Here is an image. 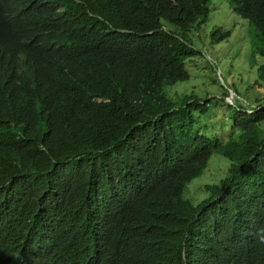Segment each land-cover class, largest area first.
Returning <instances> with one entry per match:
<instances>
[{
  "label": "trees",
  "instance_id": "1",
  "mask_svg": "<svg viewBox=\"0 0 264 264\" xmlns=\"http://www.w3.org/2000/svg\"><path fill=\"white\" fill-rule=\"evenodd\" d=\"M209 1L22 0L25 25L47 8L43 33L61 48L49 53L57 82L45 86L30 63L31 36L14 42L25 77L0 100V236L17 233L23 248L40 237L44 257H59L56 234L27 217L65 165L74 191L87 187L86 173L135 179L114 195L123 213L99 214L70 264H180L185 251L200 261L264 264V100L228 104V132L209 136L197 115L221 98L166 91L191 76L187 60L201 51L190 33L207 22ZM231 2L255 27L254 52L264 57V0ZM230 34L211 33L214 42ZM215 153L231 161L229 174L214 186L216 201L195 207L185 187ZM244 211L263 225L249 238L233 223ZM68 225L64 235L74 230Z\"/></svg>",
  "mask_w": 264,
  "mask_h": 264
},
{
  "label": "clouds",
  "instance_id": "2",
  "mask_svg": "<svg viewBox=\"0 0 264 264\" xmlns=\"http://www.w3.org/2000/svg\"><path fill=\"white\" fill-rule=\"evenodd\" d=\"M21 5L22 0H0V100L5 98L16 84L21 82L22 85L24 84V67L19 61L20 54L14 49V42L19 37L31 36L28 41L32 55L30 63L38 75H43L46 78L43 82L44 85L52 86L57 82L56 71L49 53L61 48V45L43 33L45 27L43 21L47 20L48 10L41 7L40 18L25 25V16L21 11ZM200 28L201 26L196 29ZM16 70L18 72H15ZM86 175L87 187L84 190L74 191L69 186L67 167L65 165L60 167L58 181L51 191L40 195L35 204V213L31 217H27L28 222L34 219L36 223H45L50 231L56 234L59 257L54 261L44 257L40 248V237L33 241L29 247L23 248L17 242L18 234L12 233L0 236V264H70L75 256L76 246L93 235L94 221L99 214L108 218H116L123 213V210L117 205L114 195L121 189L130 188L135 179L129 177L119 184L118 181L99 178L93 174L86 173ZM210 187L212 188L213 185L207 184L205 189L209 190ZM215 194L216 192L213 196ZM213 196L203 198L198 203H194L186 196L185 198L198 207L209 200L216 201ZM67 222H69L67 229L74 230L71 234L64 235L62 231ZM233 223L238 231L245 234L246 238L255 235L253 229L255 225L258 224L263 228L257 215L245 211L236 216ZM180 264H223V262L218 259L200 261L195 255L185 251Z\"/></svg>",
  "mask_w": 264,
  "mask_h": 264
},
{
  "label": "rangeland",
  "instance_id": "3",
  "mask_svg": "<svg viewBox=\"0 0 264 264\" xmlns=\"http://www.w3.org/2000/svg\"><path fill=\"white\" fill-rule=\"evenodd\" d=\"M208 7L207 22L190 33L194 46L201 51L187 60L186 67L191 76L168 86L166 91L172 99L191 93L201 98L220 97L206 115L197 117L207 135L225 136L230 125L228 116L232 113L228 104L245 103L250 109L264 100V88L258 84L264 57L254 52L255 27L235 11L231 0H210ZM217 27L230 31V36L214 42L211 33ZM226 85L236 89L231 88L229 96L223 94ZM230 165L231 161L222 154H213L204 173L187 185L185 196L194 203L212 197L214 186L228 175ZM207 184L213 187L206 190Z\"/></svg>",
  "mask_w": 264,
  "mask_h": 264
}]
</instances>
